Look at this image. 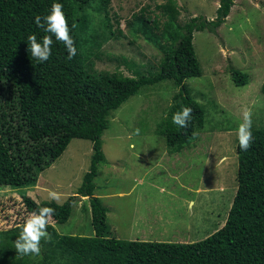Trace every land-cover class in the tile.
<instances>
[{"label":"rangeland","instance_id":"obj_1","mask_svg":"<svg viewBox=\"0 0 264 264\" xmlns=\"http://www.w3.org/2000/svg\"><path fill=\"white\" fill-rule=\"evenodd\" d=\"M167 1L92 0L87 8L84 47L95 69L132 75L131 65L134 71L136 67H156L175 39V27L167 26L169 17L159 7ZM220 1L175 0L177 20L184 23L197 15L212 20ZM142 8L147 11L142 13ZM193 44L203 74L187 78L186 83L205 109V126L176 153L178 159H173L175 153L169 152L157 131L178 91L171 81L142 87L109 117V127L102 135L106 160L98 165L95 195L109 208L112 236L196 242L226 222L239 184L237 130L243 110L251 111L252 128L264 127V0H235L217 32L196 31ZM233 68L248 75L247 84H235ZM92 148L90 140L73 138L63 154L41 172L35 185H0V230L32 214L23 194L41 202L50 201L49 193L55 191L61 197L59 203L77 195L91 167ZM176 171L178 180L172 176ZM163 184L173 186L172 193L162 192L159 186ZM121 190L126 196L116 194ZM79 196L65 223L57 224L52 218L50 224L62 234L97 235L91 224L89 197ZM190 200L195 201L191 211ZM140 213L144 219L137 217Z\"/></svg>","mask_w":264,"mask_h":264},{"label":"trees","instance_id":"obj_2","mask_svg":"<svg viewBox=\"0 0 264 264\" xmlns=\"http://www.w3.org/2000/svg\"><path fill=\"white\" fill-rule=\"evenodd\" d=\"M91 2L0 0V185L33 186L73 138L90 140L92 163L77 195L64 203L37 202L27 194L22 197L28 212L51 207L55 209L52 218L62 224L70 218L75 199L88 196L91 224L97 234H62L50 224L51 239L41 241V253L22 256L15 249V240L25 220L0 230V264H264V127L252 128L253 140L247 151L240 149L238 141L239 184L233 203L224 225L203 240L143 241L112 236L108 207L95 195L98 165L106 160L102 135L109 127V117L142 87L171 81L178 88L157 130L170 153L182 151L197 129L205 126V109L186 83L187 78L203 74L194 33H216L235 0H221L212 20L197 15L184 23L177 20L175 0L159 6L169 17L167 26L175 27L174 42L163 51L156 67L140 70L135 66L134 71L131 65L132 75L97 70L87 55L84 41ZM53 3L63 6L77 54L68 59L67 49L53 36L52 54L41 63L31 59L27 38L31 34L38 39L52 35L36 25L35 17L46 16ZM144 11L147 8L141 9ZM149 21L156 24L150 16ZM231 72L236 85L248 83L246 73L235 68ZM183 106L193 110L187 129L172 123V115Z\"/></svg>","mask_w":264,"mask_h":264},{"label":"clouds","instance_id":"obj_3","mask_svg":"<svg viewBox=\"0 0 264 264\" xmlns=\"http://www.w3.org/2000/svg\"><path fill=\"white\" fill-rule=\"evenodd\" d=\"M36 25L45 33L38 39L35 34L27 38L28 52L31 59L38 62H46L52 54L53 36L55 40L61 42L68 51V59H72L77 54L75 41L70 34V27L63 6L60 3H53L49 13L46 16L35 17ZM74 27V25H73ZM192 108L183 106L172 115V123L178 128L187 129L192 119ZM242 122L240 123L237 136L239 146L242 151H247L252 144V119L251 111L245 108L242 112ZM139 134V129L136 130ZM49 199L59 203L60 195L52 191L49 193ZM195 205V201L188 204L189 211ZM55 209L51 207H40L36 212L29 215L22 226V229L15 240V249L19 255H39L41 253V241L50 240L51 236L47 231L51 223Z\"/></svg>","mask_w":264,"mask_h":264},{"label":"crops","instance_id":"obj_4","mask_svg":"<svg viewBox=\"0 0 264 264\" xmlns=\"http://www.w3.org/2000/svg\"><path fill=\"white\" fill-rule=\"evenodd\" d=\"M181 152V151H180ZM180 152H176V153H180ZM175 153V155H173V159H178L179 158V155H177ZM172 154H174V153H172ZM178 173H179V171H176V172H174L173 174H172V176H173V179H177L178 180ZM138 182H143L142 180H138ZM176 182H174V184H175ZM171 188H173V186H169V187H167L166 186V184H163L162 186H159V189H161V191L162 192H165V191H169L168 193H172V191L170 190ZM130 193V192H129ZM116 194H118L119 196H126V193L123 191V190H121V191H119V192H116ZM191 201V200H190ZM135 204H136V199L133 201V203H132V206H131V208L134 210V206H135ZM159 207V206H158ZM108 211H109V208H108ZM137 211L139 212V211H141V207H138V209H137ZM138 218H140V219H144V214H138V216H137ZM129 240H131V239H129ZM133 240H135V239H133ZM136 240H139V239H136ZM143 241H145V240H143Z\"/></svg>","mask_w":264,"mask_h":264}]
</instances>
